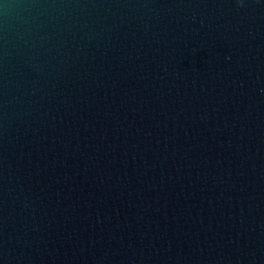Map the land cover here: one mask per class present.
I'll list each match as a JSON object with an SVG mask.
<instances>
[{"label":"water","instance_id":"water-1","mask_svg":"<svg viewBox=\"0 0 264 264\" xmlns=\"http://www.w3.org/2000/svg\"><path fill=\"white\" fill-rule=\"evenodd\" d=\"M0 264H264V0H0Z\"/></svg>","mask_w":264,"mask_h":264}]
</instances>
